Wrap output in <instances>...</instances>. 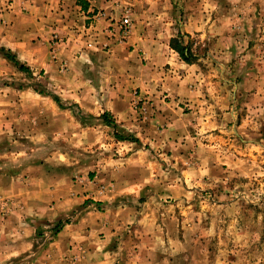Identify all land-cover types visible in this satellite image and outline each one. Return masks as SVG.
<instances>
[{
    "label": "rangeland",
    "instance_id": "1",
    "mask_svg": "<svg viewBox=\"0 0 264 264\" xmlns=\"http://www.w3.org/2000/svg\"><path fill=\"white\" fill-rule=\"evenodd\" d=\"M210 7L220 26L231 19L229 31L203 42L175 39L172 45L186 49L188 62L172 49L198 67L194 77L204 82L196 89L211 98L186 108L189 134L179 129L177 148H163V156L150 162L154 176L132 187L144 203L140 222L126 223L123 213V223H107L101 232L100 250L112 264H264V0H210ZM49 52L57 61L56 48ZM0 58V224L36 223L29 194L45 174L59 200L91 184L96 191L87 204L106 211L101 199L112 182L102 166L134 148L154 149L142 146L137 133L119 130L111 116L83 111L67 79L49 80L43 70L33 74L16 58L17 65L2 52ZM221 89L225 116L217 113ZM145 107L134 105L139 116ZM118 167L126 172L122 179L140 182L143 172L136 167ZM119 199L129 203L127 196ZM75 213L46 225L49 235L73 222Z\"/></svg>",
    "mask_w": 264,
    "mask_h": 264
},
{
    "label": "crops",
    "instance_id": "2",
    "mask_svg": "<svg viewBox=\"0 0 264 264\" xmlns=\"http://www.w3.org/2000/svg\"><path fill=\"white\" fill-rule=\"evenodd\" d=\"M125 14L131 31L123 40L111 37L108 29ZM230 21L224 19L220 26L210 0H0V48L33 74L43 70L49 80L64 83L67 79L74 85L76 103L83 111L111 116L119 130L137 133L142 146L154 149L152 154L134 148L119 162L110 159L102 166L101 171L107 170L105 177L112 182L101 199L108 206L102 213L86 201L91 197L88 194H95L94 186L79 187V195L59 200V195L50 194L45 174L44 183H37L29 194L34 196L36 223L0 224L5 234L0 236V264L14 260L15 264H112L110 254L100 250L101 232L109 228L107 223H123V213L127 214L126 223L140 222L144 203L132 187L146 184L148 177L154 176L148 170L163 156V148L177 146L179 129L189 134L185 128L191 114L186 113L188 109H197L198 100L209 96L196 89L204 82L194 77L198 67L183 62L171 43L181 36L203 42L223 35L229 31ZM55 37L59 39L54 44L57 61H52L49 51ZM2 62L5 60L0 58ZM168 66L172 70L168 71ZM225 79L219 78V84L225 85ZM216 99L217 113L227 115V96L222 89ZM137 102L146 105L140 116L134 109ZM118 166L143 172L140 182L131 176L122 179L126 172L121 173ZM122 196H127L129 203L120 205ZM73 210L74 221L62 225L51 237L46 225Z\"/></svg>",
    "mask_w": 264,
    "mask_h": 264
},
{
    "label": "built area",
    "instance_id": "3",
    "mask_svg": "<svg viewBox=\"0 0 264 264\" xmlns=\"http://www.w3.org/2000/svg\"><path fill=\"white\" fill-rule=\"evenodd\" d=\"M130 30H131V21L128 15L125 14L120 21L114 24V26H110V28L108 29V33L111 35V37H117L123 40L129 34ZM58 42L59 39L55 37L53 39V46L51 48L52 53L55 52L54 44ZM54 57L55 56L53 55V58Z\"/></svg>",
    "mask_w": 264,
    "mask_h": 264
},
{
    "label": "trees",
    "instance_id": "4",
    "mask_svg": "<svg viewBox=\"0 0 264 264\" xmlns=\"http://www.w3.org/2000/svg\"><path fill=\"white\" fill-rule=\"evenodd\" d=\"M171 48H173L178 54L179 56L181 57V59L185 62H188L189 61V57H188V54L186 52V49L185 48H177V47H174V45H172L171 43ZM0 52H2V54L4 55V57L11 61L12 63L16 64L17 65V61L15 60V57L10 54L8 51H4V49H0ZM19 70L20 71H24V72H27V70H25L23 67L19 66ZM54 100V98H53ZM102 119L104 120L105 119V116L103 115ZM59 224V223H58ZM57 228L54 230L56 231Z\"/></svg>",
    "mask_w": 264,
    "mask_h": 264
}]
</instances>
